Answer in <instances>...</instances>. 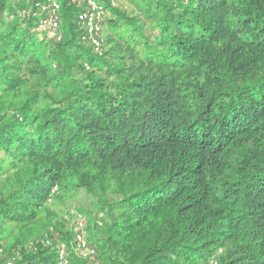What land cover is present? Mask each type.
<instances>
[{
	"label": "trees",
	"instance_id": "1",
	"mask_svg": "<svg viewBox=\"0 0 264 264\" xmlns=\"http://www.w3.org/2000/svg\"><path fill=\"white\" fill-rule=\"evenodd\" d=\"M124 1L94 54L65 2L56 42L0 0V102L41 90L0 113L1 255L80 264L75 225L27 239L77 191L101 264H264V0Z\"/></svg>",
	"mask_w": 264,
	"mask_h": 264
},
{
	"label": "built area",
	"instance_id": "2",
	"mask_svg": "<svg viewBox=\"0 0 264 264\" xmlns=\"http://www.w3.org/2000/svg\"><path fill=\"white\" fill-rule=\"evenodd\" d=\"M13 2L21 7L19 8L21 19L31 21L36 31L43 32L46 39L56 42L62 39L64 11L62 2H65L74 13L73 23L79 33L80 42L86 44L94 54L102 52L106 20L111 15V9L119 3L118 0H13ZM82 66L86 70L91 68L86 61H83ZM83 233L84 224L82 221H77L73 234L77 252L89 258L91 264H101L96 258L94 248L88 245ZM56 254L58 257L54 264H70L66 246L62 242L57 244ZM0 264H13V262L11 259L5 260L0 251Z\"/></svg>",
	"mask_w": 264,
	"mask_h": 264
},
{
	"label": "rangeland",
	"instance_id": "3",
	"mask_svg": "<svg viewBox=\"0 0 264 264\" xmlns=\"http://www.w3.org/2000/svg\"><path fill=\"white\" fill-rule=\"evenodd\" d=\"M121 7L128 13H135L134 8L125 1L121 3ZM103 32L105 33V29ZM58 73H61V71L58 70ZM22 78L28 82V85L25 86L22 92H19L14 97L8 95L6 100H2L0 102V113L5 112V110L9 113L14 112L13 107L22 105L30 92H41L40 89L38 90L36 87H32L31 82L35 81L34 79L27 77V75L22 76ZM48 91L51 92L49 89ZM45 101V98H41L39 106L44 105ZM47 208L50 212L49 215L39 222V226L30 228L27 239L41 236L46 229L47 231L56 233L53 227L57 226L58 222L62 230L70 231V229H72L73 232L75 223L77 221H82L84 224L83 235L88 242L89 236L97 234L109 215L106 211H99V209H97L98 207L94 206V202L90 196L77 191H73L69 194L59 193L58 195H53L47 204ZM77 256L79 257L80 264H90L89 258L81 256L80 253L77 254Z\"/></svg>",
	"mask_w": 264,
	"mask_h": 264
}]
</instances>
